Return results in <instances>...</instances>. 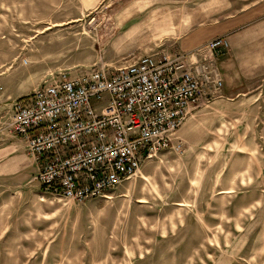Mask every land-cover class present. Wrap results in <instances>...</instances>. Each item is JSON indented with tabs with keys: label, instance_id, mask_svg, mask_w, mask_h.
I'll use <instances>...</instances> for the list:
<instances>
[{
	"label": "rangeland",
	"instance_id": "obj_1",
	"mask_svg": "<svg viewBox=\"0 0 264 264\" xmlns=\"http://www.w3.org/2000/svg\"><path fill=\"white\" fill-rule=\"evenodd\" d=\"M232 1L149 0L151 9L138 0H0V147L19 137L7 127L16 95L49 71L183 51L192 31L211 34L195 48L237 33L248 40L242 59L264 62V24L213 30ZM253 73L192 108L176 132L182 150L145 161L107 196L60 199L35 169L0 176V264H264V70Z\"/></svg>",
	"mask_w": 264,
	"mask_h": 264
},
{
	"label": "built area",
	"instance_id": "obj_2",
	"mask_svg": "<svg viewBox=\"0 0 264 264\" xmlns=\"http://www.w3.org/2000/svg\"><path fill=\"white\" fill-rule=\"evenodd\" d=\"M228 50L220 35L112 68L49 71L14 100L7 127L38 164L34 178L45 193L78 202L107 196L145 161L182 150L176 132L189 112L222 96L218 62Z\"/></svg>",
	"mask_w": 264,
	"mask_h": 264
},
{
	"label": "crops",
	"instance_id": "obj_3",
	"mask_svg": "<svg viewBox=\"0 0 264 264\" xmlns=\"http://www.w3.org/2000/svg\"><path fill=\"white\" fill-rule=\"evenodd\" d=\"M138 2L143 5L142 8L154 9L157 7L153 2H149V0H138ZM229 7L232 10L227 11V8H224L225 10L219 12V14H228L230 17L214 26V31L235 32L241 29L252 31V29H260L263 27L264 0H233L230 2ZM156 12L157 10H151L147 13L156 14ZM162 12L165 13L166 11L164 10ZM236 35L237 33L226 35L230 50L218 62L223 79L224 94L236 91L238 84L247 83L246 78L251 77L254 74L253 72L264 70V62H252L242 59L244 57L238 50V47L246 46L248 40L244 38L243 40H236ZM209 37H211V34L192 31L180 38L179 44L183 49L185 48L183 51H189L199 46L202 42H205ZM26 95L28 94H17L16 96L20 98ZM34 165L36 168H34ZM38 168V164L27 152L25 143L20 137H15V139L0 147V176L33 174L34 169L38 171Z\"/></svg>",
	"mask_w": 264,
	"mask_h": 264
}]
</instances>
